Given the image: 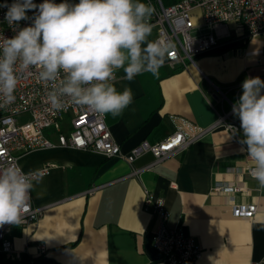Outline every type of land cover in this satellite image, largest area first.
I'll return each instance as SVG.
<instances>
[{
  "label": "crops",
  "instance_id": "obj_1",
  "mask_svg": "<svg viewBox=\"0 0 264 264\" xmlns=\"http://www.w3.org/2000/svg\"><path fill=\"white\" fill-rule=\"evenodd\" d=\"M226 29L230 35L195 64L171 67L165 60L158 76L142 73L131 81L117 70L114 86L130 88L133 102L120 116L104 117L123 154L174 132L198 135L231 112L242 94L235 85L247 77L264 80V38L245 39L233 22ZM155 34L153 27L149 39ZM227 120L239 119L231 113ZM242 138L240 129L235 136L217 126L182 153L154 162V155L144 152L131 164L68 147L16 152L24 172L53 166L31 190L32 204L44 207L41 217L13 225L6 234L20 258L0 254V264H163L152 246L158 218L144 210V191L164 199L169 228L181 225L201 247L196 264L259 262L264 258V188L247 173L252 162L240 151ZM217 183L240 187L233 201L255 204L254 215H231L230 197L212 192Z\"/></svg>",
  "mask_w": 264,
  "mask_h": 264
},
{
  "label": "clouds",
  "instance_id": "obj_2",
  "mask_svg": "<svg viewBox=\"0 0 264 264\" xmlns=\"http://www.w3.org/2000/svg\"><path fill=\"white\" fill-rule=\"evenodd\" d=\"M0 8L7 9L4 19L15 32L0 40V107L14 101L20 75L35 68L51 89L53 109L70 103L116 118L133 102L130 88L114 86L117 70L128 81L142 73L158 76L173 55L171 42L149 39L154 8L141 0H5ZM21 21L31 23L21 27ZM232 113L240 121V151L252 162L250 175L264 188V80L245 78ZM38 181L18 163L0 167V226L23 221Z\"/></svg>",
  "mask_w": 264,
  "mask_h": 264
},
{
  "label": "built area",
  "instance_id": "obj_3",
  "mask_svg": "<svg viewBox=\"0 0 264 264\" xmlns=\"http://www.w3.org/2000/svg\"><path fill=\"white\" fill-rule=\"evenodd\" d=\"M144 1L154 8L149 22L155 28V39L171 42L174 46L173 55L166 58L171 67L176 64L182 67L195 64L197 57L207 53L220 39L230 35L226 29L228 22H233L237 29L243 30L245 39L253 36L264 38V0H178L166 7L160 0ZM12 2L13 0H7L9 4ZM42 2L43 0H34L37 4ZM69 2L78 3L79 0ZM3 3L5 0L0 1V4ZM6 11V8H0V40L15 34L13 27L4 19ZM28 15L32 16L33 13L29 12ZM197 18L200 22H197ZM30 23L31 21H21L20 26ZM31 73L20 75L14 101L0 107V167L18 163L16 152L52 147H68L105 156H119L129 164L142 153L151 152L155 157L154 162H159L182 153L198 137L217 126L224 127L235 136L240 129L239 120H227L232 113L231 108L230 113L224 112L215 124L192 138H186L181 132H174L154 144L143 141L123 154L112 138L104 115L70 103L60 110L53 109L47 98L51 89L39 80L38 69H31ZM240 89L242 83L235 85L236 92ZM0 104H3L2 100ZM25 114L28 115V121L19 123L18 117ZM52 136H55L54 141ZM52 166L48 164L32 172L39 177L45 175ZM251 166L247 167L250 177ZM239 191L240 187L228 183H217L212 189V192L224 193L230 197L231 215L252 217L257 209L255 204L244 205L233 201L234 194ZM144 192V210L153 212L158 218L152 246L160 254L163 264H196L202 254L201 247L185 233L181 225L173 228L167 226L170 213L162 197L154 196L149 191ZM43 209L44 207L34 206L31 201L29 211L20 224L0 226V254L9 258H20L6 234L13 225L25 226L36 222ZM38 248L40 252L45 251L43 244Z\"/></svg>",
  "mask_w": 264,
  "mask_h": 264
},
{
  "label": "trees",
  "instance_id": "obj_4",
  "mask_svg": "<svg viewBox=\"0 0 264 264\" xmlns=\"http://www.w3.org/2000/svg\"><path fill=\"white\" fill-rule=\"evenodd\" d=\"M0 1H2V0H0ZM54 1H63V0H54ZM69 1H72V0H69ZM161 1V4L164 6V7H166V6H168V5H171V4H173V3H175L176 1H178V0H160ZM141 2H145L144 0H141Z\"/></svg>",
  "mask_w": 264,
  "mask_h": 264
},
{
  "label": "rangeland",
  "instance_id": "obj_5",
  "mask_svg": "<svg viewBox=\"0 0 264 264\" xmlns=\"http://www.w3.org/2000/svg\"><path fill=\"white\" fill-rule=\"evenodd\" d=\"M28 119H29L28 115L25 114V115L19 116L17 120H18L19 123H25V122L28 121Z\"/></svg>",
  "mask_w": 264,
  "mask_h": 264
}]
</instances>
